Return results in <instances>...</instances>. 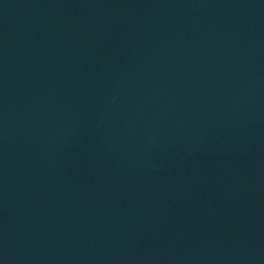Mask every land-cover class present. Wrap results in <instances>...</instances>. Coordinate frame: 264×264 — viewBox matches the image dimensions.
Returning a JSON list of instances; mask_svg holds the SVG:
<instances>
[{
  "label": "water",
  "instance_id": "obj_1",
  "mask_svg": "<svg viewBox=\"0 0 264 264\" xmlns=\"http://www.w3.org/2000/svg\"><path fill=\"white\" fill-rule=\"evenodd\" d=\"M0 264H264V0H0Z\"/></svg>",
  "mask_w": 264,
  "mask_h": 264
}]
</instances>
